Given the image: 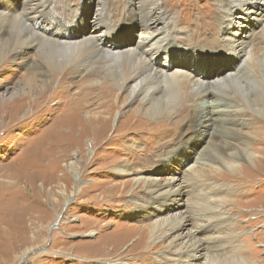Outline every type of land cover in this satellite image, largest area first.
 I'll return each mask as SVG.
<instances>
[{
  "label": "bare ground",
  "instance_id": "1",
  "mask_svg": "<svg viewBox=\"0 0 264 264\" xmlns=\"http://www.w3.org/2000/svg\"><path fill=\"white\" fill-rule=\"evenodd\" d=\"M82 1L84 5L78 13L80 17L75 13L71 16V12L78 9V2L62 3L65 8L62 7L61 14L67 16V20H64L65 18L57 14H51L54 9V6L53 9L51 7L52 0H14L24 5L29 12L30 23H27L23 20L28 18H19L15 12L10 16L3 13L10 10L13 2L0 0V61H3V64L18 62L19 66L25 64L26 67L23 73L19 72L21 80L20 83L16 81L14 91L8 96L5 94L0 97V131H4L2 136L7 135L13 128L21 127L28 134L34 132L38 123H49L47 129L38 131L30 143L37 140L43 143L39 153L54 159L53 168L51 166L45 177V181L48 182H56L57 158L70 154L72 160L64 165L65 172L62 174L69 186L73 185V180L79 182L80 174L77 167L79 161L77 162L76 157L83 151L81 140L92 141L90 149L94 156L109 154L107 151L109 146L100 145L111 120L109 118L118 103L121 102L124 109L138 103L133 113L129 109L123 111L129 114L128 118H125L123 127L113 138L118 139L126 135V132V134L122 132L123 128L133 119L138 125H144L146 122L142 121L143 117L150 121L161 118L160 130L148 128L149 135L155 134L154 140L146 144L148 148L141 146L142 148L138 150L139 154H143L142 157L140 155L141 164L129 166V163L126 165L123 163L124 165L118 164L116 169L117 173L130 174L132 180L141 183L142 193L135 192L129 197L128 202L134 205L132 208L134 211L130 210L128 215L135 217L140 210L141 214L148 218L149 225L143 226L147 232L144 238L149 239L152 247L164 244L166 253H163V258L169 259L171 264H259L238 254V248L234 249V252L229 251V255L219 258V255H225L226 248L223 247L220 238L216 237L219 228L213 224L209 214H205L203 220L211 228L213 236L206 241L208 242L206 248L198 244L197 235L193 232L194 227L188 228L189 220L187 221L184 216V204L187 205L189 199L186 197L187 203L183 200L184 188L182 189V182L179 180L184 184L204 182L198 178L194 165L188 168L190 171L177 170L176 166H186L190 162L198 164L201 162L200 166H204L207 160L211 165L224 166L228 171H232L239 161L248 163L253 158L254 153L245 134L236 132L235 137L243 139L223 142L208 131L216 125L217 117L212 112L214 107L224 109L231 107L230 112L222 110L219 115H228V118H231L230 122L238 124L239 128L243 127L246 122L243 119L250 112L264 117V0H214L219 18L213 13L210 17L217 22L219 33L217 43L213 37L206 41L208 45H197L191 41L188 45V39L182 42L185 35L177 33L161 0H120L112 3L111 6L117 10L115 19L109 15L110 6L107 4L105 7L104 0H96L95 6L93 0ZM125 2L126 5L123 7ZM169 5L172 7L173 3ZM184 7L185 3H181V10ZM91 8L93 14L88 20ZM207 15L209 17V13ZM41 16L48 18L44 19ZM32 26L43 30L51 27V32L70 30L77 38L72 41L49 40L40 37L36 31H31ZM200 26L202 28V25ZM182 36L184 37L181 38ZM31 54L34 56L30 57ZM19 66L11 69L9 67L6 79L15 77V70L19 69ZM66 71L69 75L76 74L82 81H77V91L66 98L68 101L58 102L54 108L50 106L51 108L47 109L43 102L49 99L46 94H49L51 82L55 75H61V80H65ZM70 91L71 89L59 84L49 97L64 98ZM92 99L96 102L94 108L89 101ZM26 100L29 103L25 102ZM219 100L225 101L226 104L222 102L224 105H219L218 102L211 111L200 110L205 107L204 103L210 105ZM177 107L183 110L177 112L175 111ZM54 114L56 115L53 118ZM172 116L176 120L173 119L170 123L184 124L185 128L182 131L175 127L163 126L170 121L165 119ZM95 128H98V136H92L90 133ZM62 130H66L65 133H62ZM202 133L205 136L203 142ZM141 135L145 137L147 134L142 132ZM75 139L79 142L75 143L76 147L70 148L69 143ZM129 139L133 142L136 136L133 134L132 139L131 137ZM157 139H160L157 142L159 146L154 151L156 150L158 158L149 160L147 154H150L149 150L153 148ZM163 144L166 145L163 147ZM237 144L242 148L236 150ZM198 145L202 146L200 152L197 150ZM25 152L24 149L21 151L23 159L26 157ZM19 160L22 161L20 158ZM146 173L149 175H145ZM164 173L166 176H162ZM62 175H58V178ZM128 183L125 182L124 185ZM97 184H103V191L113 194L108 190L106 181ZM198 186L200 185L196 187ZM13 187L6 188V192H9V197L17 198L15 192L13 193ZM81 188L82 186L78 187L79 190ZM186 189L189 193L193 191L187 186ZM41 190L43 186L40 192ZM117 193L118 191L112 197L119 196V200L123 199V191L118 196ZM0 195L1 199H4V194ZM10 199L7 208L0 210V224L4 222L1 220L2 217L13 216L11 212L15 210L12 206L14 200ZM212 208L217 210L218 215L224 214L220 204H213ZM198 221L203 223L200 219ZM6 227L8 232L3 234L1 231V238L10 237L14 231L11 229L12 226ZM195 230L198 231L196 228Z\"/></svg>",
  "mask_w": 264,
  "mask_h": 264
},
{
  "label": "rangeland",
  "instance_id": "2",
  "mask_svg": "<svg viewBox=\"0 0 264 264\" xmlns=\"http://www.w3.org/2000/svg\"><path fill=\"white\" fill-rule=\"evenodd\" d=\"M66 1L52 0L51 7L53 9L54 6V9L50 10L51 14H57L63 19L65 18L64 20H67V16L64 13L61 14L63 12L62 9L65 8L64 5L62 6V3L75 4V2H78V9L76 12L73 10L71 16L74 13L79 16L78 13L81 12L84 1ZM93 1H95L92 2L93 6H95L96 0ZM119 1L104 0L105 7L107 4L110 6L111 12L109 15L114 19L117 16L115 15L117 10L111 4ZM161 1L177 33L185 35V37H181H184L182 42L188 39V45H190V41L197 45H208L206 41L208 42L209 38L215 37L217 43V35L219 33L217 22L210 17L211 13H213L219 18V13L216 11L217 5L216 3L214 4V0ZM12 2L13 5L10 10H5L3 13H7L6 15L10 16L11 13L15 12L19 18H28L23 21L30 23L29 12L24 5H20L14 2V0ZM170 3H173L172 7H170ZM181 3H185L183 10H181ZM204 4L205 6L202 8ZM125 5L126 2L123 4V7ZM206 12L209 13V17ZM92 14L93 10L91 8L88 20H90ZM41 18L47 19L48 17L41 16ZM200 25H202V28ZM32 27L31 31H36V34L40 37L49 40L72 41L77 38L70 30L51 32V27L47 30L36 26ZM31 55L29 56H34V54ZM2 62L0 61V97L5 94L8 96L14 91L16 84L20 83L21 80V77L18 75L26 69L25 64L19 66L18 62H7L6 64ZM16 66H19V69L15 70V77L12 76L13 78L10 80L6 79L9 70ZM7 70L8 72H6ZM66 72L65 80H61V75L54 76V80L51 82L52 86L49 88L51 91L48 90L49 94H46L49 99L47 102H43L47 106V109L54 108L58 102H64L67 100L66 98L77 91V81L80 82L82 79H79L76 74L69 75L68 71ZM59 84L71 89V91L66 93V97L64 98L61 97L59 99L55 96L56 98L51 99L49 95L53 94L54 88H57ZM73 89L75 90L72 91ZM38 101L40 102L41 100ZM89 101L91 106L93 104L92 108H94L95 100ZM25 102L29 103L28 100ZM218 102H220L219 105L226 104L222 100L210 105L204 103L206 108L204 107L200 110L203 112L206 109L211 111ZM222 102L225 103L223 104ZM120 103H118L117 108L113 111L112 118H109L111 120H109L105 130L106 134L100 141L101 146H109L107 150L109 154L103 153L94 156L90 149L92 141L90 139L81 140L80 143L82 144L83 151L76 157L77 162L79 161L77 166L80 174L78 177L79 182H74L73 180V185L69 186L66 184L65 176L63 177L62 174L65 172L64 165L72 160L70 154L57 158L56 163L58 165H56V169L58 171L56 172V182L49 181V184L48 181H45V177L48 175L51 166L53 168L54 159L39 153L43 143H39L38 140L32 144L30 143L38 131L47 129L49 123H38L33 130L34 132H29L28 134L25 133L23 127L13 128L11 132L7 135L4 134V136H2L4 131H0V137L2 136L0 138V194H4V199H1L0 195V210L7 208V205H9L8 200L11 198L9 197V192H6V188L13 187L14 185L13 193L15 192L17 197L15 198L14 196L10 199L11 201L15 198V200L13 199L14 205L12 204L15 208L11 212L13 214L12 218L2 217L3 214L1 215V220L4 222L0 224V232L2 231L3 234H7L8 229L6 226L8 228L12 226L11 229L14 231H12L13 233L11 232L13 236H8V239L0 237V264H171L169 259L163 258V253H166L164 244L152 247L149 244V239L147 237L144 238L147 232L143 229V226L149 225L148 218L143 216L138 209L136 210L139 211V214L135 217L128 215L131 211H134L132 209L134 205L128 202L129 197L131 194H135V192L142 193L141 183L139 181L136 182L135 179L132 180L133 177L130 174L121 175L116 172L118 164L124 163L126 165V163H129V166H134V164L135 166H139L141 164L143 154H139L138 150L142 148L141 146L144 147L149 141L154 140L155 134L149 135L150 133H147L149 132L148 128L156 129V131L160 130L162 126L160 124L161 118L150 121L148 118L143 117L142 121L146 122L144 125H138V122L136 123L135 119H133L128 123V126L123 128L122 132L127 134L115 139L113 137L120 132V128L123 127V121L129 115L123 111L129 109L133 113L135 107L138 105V103H133L131 108L124 109V105ZM182 110L183 108H175L177 112H181ZM222 110H224L223 112H230L231 107H228V109L213 108L212 112L214 115L216 114L217 121L216 125L209 129L208 133L215 135L218 137V140H222L223 142H234V140L243 139L236 138V132L245 134L249 139L248 144L251 147L250 149L254 153L253 158L250 161L251 163L239 161L232 171H228L224 166L211 165L207 160L204 162V166H200L201 162L199 164L190 162L186 166H176L177 170L190 171L188 168L190 169L194 165L195 170L198 172V178L205 184L198 183L197 181L184 184L182 180H179V182H182V189L184 188L185 196L183 200L189 199V203L187 205L184 204V216L187 221L189 220L188 228L194 227L193 232L197 235L198 244L206 248L208 246V242L206 241L210 236H213L211 235V228L203 220L206 217L205 214H209L208 216L213 220V224H216V228H219L216 237L220 238L223 247L226 248L225 255H219L221 254L219 253V258L229 255V251L234 252V249L238 248V254L246 257L247 260H255L259 264H264V143H262V140H264V117L263 115H256L250 112L243 119L246 121L243 127L239 128L238 124L230 122L231 118H228V115H219ZM55 115L52 117L54 118ZM173 116L172 118L165 119V121H170L163 126L175 127L178 131H182L185 128L184 124H171V121L174 119ZM146 119L148 121H144ZM95 129L90 132L92 136L99 135L98 128ZM65 131L62 130V133H65ZM142 132H145L147 135L145 137L142 136ZM133 134L136 136V139L132 142L129 137L132 139ZM202 134L201 141L203 142L205 136L204 133ZM159 140L157 139L154 142L153 148L149 150L150 154H147V159L155 160L158 158L154 149H157L159 146L157 143ZM76 142L79 141H76V139L71 140V143H69L70 148L76 147ZM165 145L163 144V147ZM112 147L114 152L113 150L111 151ZM130 147L133 151H131ZM146 147L148 148V145ZM201 147V145H198V152H200ZM122 148L124 149L123 151L121 150ZM241 148L237 144V148L235 149L239 150ZM23 149L26 150L24 156L27 157L24 159L21 158L23 156L21 151ZM190 153L192 154L193 152ZM40 162L42 165H40ZM113 172L116 174L111 175ZM190 173L192 174V172ZM58 175L62 176L58 178ZM145 175L148 176L149 174L146 173ZM162 176H166V174L164 173ZM100 181H106V186L108 184L107 188L109 187L108 190L112 191L113 194L104 192L102 188L103 184H97ZM125 182L129 183L124 185ZM197 185L200 186L196 187ZM41 186H43V190L40 192ZM79 186H82L81 190L78 189ZM124 186L126 188H123ZM186 186L193 191L189 193ZM217 190L219 191L216 192ZM116 191H118L117 196L123 191V199L119 200V196L117 198L112 197ZM185 202L187 203L188 201ZM213 204L221 205L222 213H224L222 216L217 214L215 208H212ZM198 219L202 220L203 223L198 221ZM140 235L141 238L139 239ZM210 245L214 246L215 243H211ZM209 255H213V253H209Z\"/></svg>",
  "mask_w": 264,
  "mask_h": 264
}]
</instances>
